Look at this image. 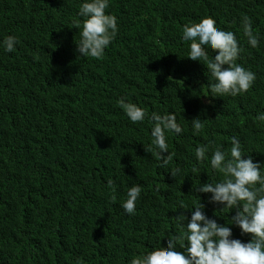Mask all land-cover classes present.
Returning a JSON list of instances; mask_svg holds the SVG:
<instances>
[{"label":"trees","instance_id":"trees-1","mask_svg":"<svg viewBox=\"0 0 264 264\" xmlns=\"http://www.w3.org/2000/svg\"><path fill=\"white\" fill-rule=\"evenodd\" d=\"M80 2L0 0V38L19 40L13 52L0 49V264H129L180 234L176 216L191 213L179 205L190 208L195 195L220 224L235 214L194 192L222 177L197 163L198 146L227 150L235 136L264 165V122L256 119L264 113V0H109L118 34L99 60L75 51ZM245 15L259 34L255 49L240 27ZM205 17L243 47L236 62L256 75L247 92L210 97L205 66L185 57L182 28ZM119 100L175 116L182 132L166 134L168 165L145 151L150 123H131ZM133 184L141 195L129 215L121 202ZM229 227L232 238L251 239Z\"/></svg>","mask_w":264,"mask_h":264},{"label":"clouds","instance_id":"clouds-1","mask_svg":"<svg viewBox=\"0 0 264 264\" xmlns=\"http://www.w3.org/2000/svg\"><path fill=\"white\" fill-rule=\"evenodd\" d=\"M108 7L109 0H81L79 3L77 15L82 19L75 24L79 30V40L75 42L79 57L101 59L105 49L116 38L117 19L106 13ZM240 27L247 45L257 48L259 34L253 32L251 18L243 16ZM181 40L188 44L185 57L205 66L210 97H235L247 92L252 86L256 75L236 62L244 49L232 31L220 29L213 19L205 17L198 23L184 25ZM18 43L17 37L8 35L0 38V49L6 53L13 52ZM209 49L216 53L211 59L208 56ZM154 67L159 75L164 73L160 60L154 61ZM117 87L114 83L111 89ZM118 105L131 123L146 120L150 123L151 143L145 151L155 152L161 167L168 165L172 154L168 151L166 134L179 135L182 132L175 116L157 112L149 115L140 106L124 100H119ZM256 119L264 122V113ZM203 127L199 117L191 120L193 134L198 135ZM230 139L231 146L227 150L214 141L195 149L197 163L207 161L213 172L219 171L222 177L217 181L199 183L193 189L195 193L210 194L209 203L220 205L221 212L230 213L234 209L235 214L220 224L205 214L204 204L195 195L198 199L191 202L190 208L183 202L179 205V209L191 213L190 217L184 214L176 216L180 234L169 235L165 247L134 257L129 264H264V165L254 162L250 155L243 153L239 139L235 136ZM132 152L143 166L141 154ZM179 171L177 169L176 173ZM196 171L197 168L193 167L192 172ZM176 173H172V176ZM112 186L109 180L108 187L111 189ZM140 195V185L128 187L126 199L121 202L126 214L135 213ZM230 225L238 227L242 235L251 234V239L242 242L232 238ZM178 247L183 251H177ZM76 264H80L79 260Z\"/></svg>","mask_w":264,"mask_h":264}]
</instances>
